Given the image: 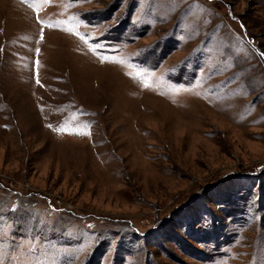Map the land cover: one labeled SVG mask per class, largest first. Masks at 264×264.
Instances as JSON below:
<instances>
[{
  "label": "rangeland",
  "instance_id": "374dc122",
  "mask_svg": "<svg viewBox=\"0 0 264 264\" xmlns=\"http://www.w3.org/2000/svg\"><path fill=\"white\" fill-rule=\"evenodd\" d=\"M0 264H264V0H0Z\"/></svg>",
  "mask_w": 264,
  "mask_h": 264
}]
</instances>
